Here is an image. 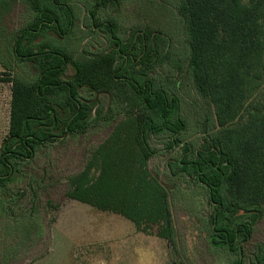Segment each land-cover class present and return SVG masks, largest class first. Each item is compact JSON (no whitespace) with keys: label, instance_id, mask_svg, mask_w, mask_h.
Returning a JSON list of instances; mask_svg holds the SVG:
<instances>
[{"label":"trees","instance_id":"obj_1","mask_svg":"<svg viewBox=\"0 0 264 264\" xmlns=\"http://www.w3.org/2000/svg\"><path fill=\"white\" fill-rule=\"evenodd\" d=\"M87 1L93 27L112 47L78 58L61 45L77 27L75 0H0V82L10 84L0 216L24 197L13 187L41 148L84 135L101 118L113 128L67 177L65 198L118 215L175 249L171 199L180 188L200 201L198 229L209 247L226 252L227 264H264V245L248 247L264 215V0H166L181 23L184 74L212 118L197 144L185 139L179 83L158 78L174 60L170 36L147 23L121 37L119 20L98 13L125 0ZM19 4L27 19L10 28ZM153 140L178 149L166 163L172 188L149 168L158 154Z\"/></svg>","mask_w":264,"mask_h":264},{"label":"rangeland","instance_id":"obj_2","mask_svg":"<svg viewBox=\"0 0 264 264\" xmlns=\"http://www.w3.org/2000/svg\"><path fill=\"white\" fill-rule=\"evenodd\" d=\"M90 3L75 0L77 27L61 43L78 58L106 52L112 47L109 36L93 27ZM98 14L102 21L108 16L118 19L121 37H126L130 30H144L147 23L170 36L174 60L163 63L158 78L164 83L169 78L179 83L178 94L187 120L185 139L197 144L202 138V123L209 125L212 118L184 74L187 49L181 23L170 3L125 0ZM27 16L28 10L19 4L10 17V28L19 27ZM2 74L0 66V77ZM100 98L107 102L104 96ZM9 101L10 84L0 82V142L7 132ZM97 121L84 135L64 137L41 148L34 160L23 166L24 178L17 181L12 191L14 197L19 193L24 197L15 211L10 208L5 210L7 215L0 216V264H227L226 252L209 247L198 229L200 201L193 193L176 188L171 199L177 231L175 249L163 239L137 232L128 220L118 215L64 197L67 177L83 168L90 150L109 135L114 125L101 118ZM152 144L158 154L149 161V168L171 186L166 163L177 157L178 149L166 150L158 140ZM206 213L204 209L202 214ZM259 244L264 245V215L254 226L248 247L252 249Z\"/></svg>","mask_w":264,"mask_h":264}]
</instances>
